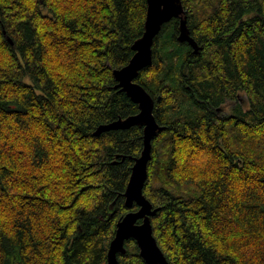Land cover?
<instances>
[{"label": "trees", "instance_id": "trees-1", "mask_svg": "<svg viewBox=\"0 0 264 264\" xmlns=\"http://www.w3.org/2000/svg\"><path fill=\"white\" fill-rule=\"evenodd\" d=\"M183 5L199 53L173 18L136 79L163 125L144 187L154 235L170 264H264V0ZM147 6L0 0V264H107L137 209L124 193L144 127L94 132L139 112L113 71ZM125 246L116 264H149Z\"/></svg>", "mask_w": 264, "mask_h": 264}, {"label": "water", "instance_id": "water-1", "mask_svg": "<svg viewBox=\"0 0 264 264\" xmlns=\"http://www.w3.org/2000/svg\"><path fill=\"white\" fill-rule=\"evenodd\" d=\"M147 4L145 31L132 45L134 55L128 64L113 71L117 81L116 87L126 92L139 105V112L100 124L94 132L95 135H99L105 131L125 129L136 124L144 126V148L132 167L130 182L125 192L126 206L131 208L136 203L139 209L127 212L118 221L116 235L110 244L107 264L117 263L118 253L126 252L125 242L131 238L136 240L140 255L147 263L170 264L153 232L152 216H155L160 208H154L153 203L143 192L152 158V140L163 127L157 122L154 114L155 98L136 79L140 72L152 63L155 37L162 26L171 19L175 17L181 19L178 36L180 41H188L196 53L199 52L200 46L191 35L183 0H147ZM159 99L160 97L157 98Z\"/></svg>", "mask_w": 264, "mask_h": 264}, {"label": "bare ground", "instance_id": "bare-ground-1", "mask_svg": "<svg viewBox=\"0 0 264 264\" xmlns=\"http://www.w3.org/2000/svg\"><path fill=\"white\" fill-rule=\"evenodd\" d=\"M147 9H148V6H147ZM186 10V9H185ZM187 12V11H186ZM146 18H147V16H146ZM175 18H179V17H175ZM181 20V19H180ZM145 23H146V21H145ZM187 23H188V15H187ZM179 26H180V24H179ZM189 26V25H188ZM190 29V28H189ZM190 32H191V30H190ZM179 33H180V29H179ZM192 35V34H191ZM156 38V37H155ZM10 40V42H12V40L11 39H9ZM197 41V40H196ZM182 42H184V41H182ZM188 42V41H187ZM189 43V42H188ZM190 44V43H189ZM191 45V44H190ZM198 45H199V43H198ZM192 46V45H191ZM200 46V45H199ZM193 47V46H192ZM194 48V47H193ZM200 48H201V46H200ZM194 51H195V49H194ZM199 51H200V49H199ZM134 53H135V51H134ZM199 53V52H198ZM134 55V54H133ZM132 58V57H131ZM116 69H119V68H116ZM115 70V69H114ZM114 74V73H113ZM117 84V83H116ZM115 87H116V85H115ZM117 88V87H116ZM119 88V87H118ZM120 89V88H119ZM121 91V90H120ZM128 95V94H127ZM160 97V96H159ZM156 104V103H155ZM228 105V104H227ZM155 109V108H154ZM133 115V114H132ZM158 122V121H157ZM159 123V122H158ZM160 124V123H159ZM137 125V124H136ZM160 126H162L163 127V125H161L160 124ZM144 127V126H143ZM163 130V129H162ZM162 130H160V131H162ZM159 132V131H158ZM143 137H144V134H143ZM155 138V137H154ZM153 138V139H154ZM152 144H153V140H152ZM142 153V152H141ZM140 156H141V154H140ZM140 156H138V157H140ZM138 157H135L134 159H135V161H136V158H138ZM123 158H124V156H123ZM152 159V158H151ZM135 164V163H134ZM129 182H130V180H129ZM129 184V183H128ZM128 186V185H127ZM145 187V186H144ZM127 189V188H126ZM126 192V191H125ZM143 192H144V189H143ZM145 194V193H144ZM124 195H125V193H124ZM145 196H146V194H145ZM147 197V196H146ZM148 198V197H147ZM113 205V204H112ZM112 205H110V208L112 207ZM125 205H126V203H125ZM134 206H137V209H139V206L136 204V203H134L133 204V206L132 207H134ZM154 206V205H153ZM131 207V208H132ZM129 208V207H128ZM155 208V207H154ZM137 209H132V210H137ZM131 211V210H130ZM152 217H154V216H152ZM121 219V218H120ZM119 219V220H120ZM118 224V223H117ZM154 232V231H153ZM115 235H116V233H115ZM115 237V236H114ZM114 239V238H113ZM112 239V240H113ZM157 239V238H156ZM135 240V239H134ZM136 241V240H135ZM112 242V241H111ZM158 242V241H157ZM111 244V243H110ZM110 248V247H109ZM108 253H109V251H108ZM118 255H119V253H118ZM118 255H117V257H118ZM107 263H108V260H107Z\"/></svg>", "mask_w": 264, "mask_h": 264}, {"label": "rangeland", "instance_id": "rangeland-1", "mask_svg": "<svg viewBox=\"0 0 264 264\" xmlns=\"http://www.w3.org/2000/svg\"><path fill=\"white\" fill-rule=\"evenodd\" d=\"M240 101H242L243 103L246 102V97L245 95H243L242 97H240ZM234 106L233 102L228 103L227 107L225 108V111L228 112L229 109Z\"/></svg>", "mask_w": 264, "mask_h": 264}]
</instances>
